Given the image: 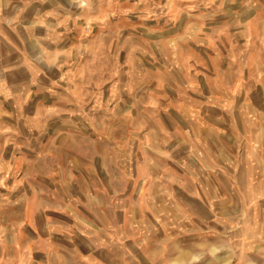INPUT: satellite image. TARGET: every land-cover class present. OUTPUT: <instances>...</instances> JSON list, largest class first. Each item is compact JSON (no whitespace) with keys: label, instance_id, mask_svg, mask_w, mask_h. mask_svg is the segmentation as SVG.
<instances>
[{"label":"rangeland","instance_id":"rangeland-1","mask_svg":"<svg viewBox=\"0 0 264 264\" xmlns=\"http://www.w3.org/2000/svg\"><path fill=\"white\" fill-rule=\"evenodd\" d=\"M260 34L264 0H0V264H17L8 241L20 179L50 164L88 168L89 160L108 171L118 160L114 136L144 129L148 118L169 115L171 132L187 126L184 106L195 91L209 111L212 71L257 45ZM195 76L197 85L183 86ZM41 108L39 115L54 118L43 123V136L25 137L26 114ZM97 129L109 137L106 153L88 159L83 147L92 140L84 133ZM27 145L36 153H23ZM233 150L236 166L240 148ZM145 156L132 155L134 166ZM169 156L170 169L176 154ZM182 186L180 203L154 202L151 210L132 203L137 246L127 244L124 264H264V201L238 200L241 185L230 189L236 201H197L199 188Z\"/></svg>","mask_w":264,"mask_h":264},{"label":"crops","instance_id":"crops-1","mask_svg":"<svg viewBox=\"0 0 264 264\" xmlns=\"http://www.w3.org/2000/svg\"><path fill=\"white\" fill-rule=\"evenodd\" d=\"M257 37V45L251 44L244 52L235 50L240 54L234 53L211 70L210 95L215 94L211 112H203L195 91L194 100L184 106L187 126L183 122L171 132L166 124L169 115H161L158 119L147 117L144 129L115 135L113 152L118 160L108 171L104 161L94 164L89 160L88 168L62 165L55 170L50 164L20 179V212L8 241L16 263L124 264L123 259L131 257V245L128 248L127 244L137 243V214L132 203L144 202L149 210L154 202L180 203L186 197L182 184L199 188L194 193L197 201H236L230 189L239 185L238 200L264 201V34ZM194 62L197 66L196 59ZM196 76L185 80L183 86L197 85ZM200 93L201 89L197 95ZM42 110L26 114L31 130L25 131V137L43 136V123L54 115H39ZM84 134L92 144L83 147V156L103 157L109 138L106 130ZM171 138L175 140L171 142ZM235 145L240 148L239 166L234 164ZM27 148L32 147L27 145L22 152L36 153ZM122 153L129 154L125 164ZM139 153H144L145 159L134 166L132 155ZM170 154L176 156L172 158L175 166L169 169ZM33 166L40 167L37 163ZM123 169L129 177L126 181L122 180ZM178 208L177 213L182 207Z\"/></svg>","mask_w":264,"mask_h":264}]
</instances>
